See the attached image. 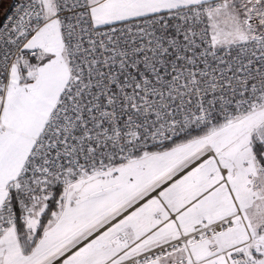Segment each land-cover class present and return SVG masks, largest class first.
Here are the masks:
<instances>
[{"label": "snow or ice", "instance_id": "obj_1", "mask_svg": "<svg viewBox=\"0 0 264 264\" xmlns=\"http://www.w3.org/2000/svg\"><path fill=\"white\" fill-rule=\"evenodd\" d=\"M0 264H264V0L10 4Z\"/></svg>", "mask_w": 264, "mask_h": 264}, {"label": "rangeland", "instance_id": "obj_2", "mask_svg": "<svg viewBox=\"0 0 264 264\" xmlns=\"http://www.w3.org/2000/svg\"><path fill=\"white\" fill-rule=\"evenodd\" d=\"M14 0H3V8L0 9V17H2L3 11L7 10L8 6L13 3Z\"/></svg>", "mask_w": 264, "mask_h": 264}, {"label": "built area", "instance_id": "obj_3", "mask_svg": "<svg viewBox=\"0 0 264 264\" xmlns=\"http://www.w3.org/2000/svg\"><path fill=\"white\" fill-rule=\"evenodd\" d=\"M14 2H15V0L13 1V3H14ZM13 3H12V4H13Z\"/></svg>", "mask_w": 264, "mask_h": 264}]
</instances>
